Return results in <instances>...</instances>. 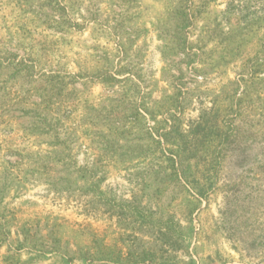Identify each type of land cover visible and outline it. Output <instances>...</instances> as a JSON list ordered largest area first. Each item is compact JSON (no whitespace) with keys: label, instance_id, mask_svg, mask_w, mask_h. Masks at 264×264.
<instances>
[{"label":"rangeland","instance_id":"1","mask_svg":"<svg viewBox=\"0 0 264 264\" xmlns=\"http://www.w3.org/2000/svg\"><path fill=\"white\" fill-rule=\"evenodd\" d=\"M0 45V264H264V0H0Z\"/></svg>","mask_w":264,"mask_h":264},{"label":"trees","instance_id":"2","mask_svg":"<svg viewBox=\"0 0 264 264\" xmlns=\"http://www.w3.org/2000/svg\"><path fill=\"white\" fill-rule=\"evenodd\" d=\"M7 57H9V59L7 58ZM2 56V53H1V45H0V65H6L5 67H12L13 68V72H15V71H17V73H18V68L17 67H21L23 64L24 65H26V68L27 67H29V65L28 64H26V63H21L20 61H15V57H13V55L12 54H10L9 56ZM31 67H33V66H31ZM28 70V69H27ZM29 73H28V71H27V75H28ZM104 74H106V73H102V75H103V77H101V79L103 80V81H110V79H109V77L106 75L105 77H104ZM2 111H0V132H1V134H3L7 139L10 137V134H12L13 133V130H9L8 128H10L9 127V122H7L4 118H3V116H2ZM230 130H232V129H229L226 133H229L230 132ZM9 153V155H13V154H18V153H20V152H18V149H10L9 151H8ZM21 155V154H20ZM7 164H9V161L7 162ZM11 164V163H10ZM6 166L5 165H3V168H5Z\"/></svg>","mask_w":264,"mask_h":264}]
</instances>
